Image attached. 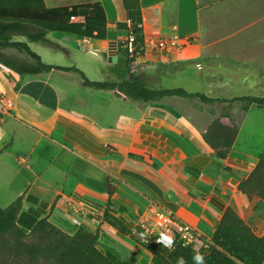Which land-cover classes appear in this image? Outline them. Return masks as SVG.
Returning a JSON list of instances; mask_svg holds the SVG:
<instances>
[{"label": "crops", "instance_id": "obj_1", "mask_svg": "<svg viewBox=\"0 0 264 264\" xmlns=\"http://www.w3.org/2000/svg\"><path fill=\"white\" fill-rule=\"evenodd\" d=\"M198 1L140 0L144 40L197 37L201 32ZM44 3L48 8L82 4L101 5L107 20L105 40L79 39L74 35H63L70 36H67V39H71L70 43L77 47L89 43L97 46L94 58L100 64L104 80L119 82V77L113 74L112 70L116 64L123 66L124 59L121 45L127 32L116 27L118 23H127L122 0H44ZM73 21L82 22L83 19L77 18ZM50 41L53 47L66 52L69 50L57 41ZM32 44L37 43H28L30 48ZM110 54L117 57L116 63H108ZM224 61L237 65V62L230 58ZM208 64L215 68L218 62L206 57L204 50L197 43L169 54L156 48H145L143 54L132 62L129 79L137 77L148 88L161 89L163 81L182 75L190 81L208 84V88L218 89V84L223 82L219 74L207 67ZM3 71L8 79L6 92L9 95L6 99L10 102L6 116L36 128L43 137L64 145L81 146L86 151V156L100 159L117 158L120 162L117 167L119 170L113 172L107 171L96 161L87 159V170L93 175L99 171L103 172L108 186L115 187L113 203L128 201L134 210L145 208L144 202L132 197L135 191L129 183L123 181L114 185L112 181L108 182V175L120 171L122 180H137L138 189L147 195L145 203H154L158 208L152 207L153 210L137 215L135 221L141 215L163 211L176 221L190 226L206 240H210L228 207L249 227H253L248 223L252 217L255 216V221H258L259 214H264V206H250L252 199L263 202L264 200L257 197L249 199L238 190L239 184L250 175L257 163L264 160L262 155H253L238 145L242 126L252 108L244 113L234 146L227 158L222 160L214 157L213 150L203 141L202 133L210 122H207V116L204 115L206 108L202 109V106L189 102L192 99L170 97L159 102L137 103L125 97H117L112 91H95L84 87L81 78L74 73L52 71L49 74L20 79L17 74L0 65V72ZM53 75L58 76L54 78ZM20 81L21 87L14 91V86ZM70 84L83 89L82 96H74L69 90ZM204 92L206 91H203V94ZM0 96L4 94L0 93ZM200 105L208 106L201 102ZM28 106L32 107L31 111L37 118L27 116L24 107ZM221 122L229 124L228 119H222ZM68 134L79 138L84 146L69 142ZM199 158H206L209 162L200 167L201 163L195 161ZM196 168L199 171H196ZM22 196L26 197L28 194ZM57 196L60 198L63 192H56L52 203ZM103 204L105 209L106 202ZM115 210L117 216L129 226L125 219L129 211L126 209V212L122 213L116 206ZM107 227L108 225L104 224L101 230L106 233ZM252 230L259 237H264V230L261 233L259 229ZM134 246L141 249L137 245ZM148 255L150 259L151 256L149 253Z\"/></svg>", "mask_w": 264, "mask_h": 264}, {"label": "rangeland", "instance_id": "obj_2", "mask_svg": "<svg viewBox=\"0 0 264 264\" xmlns=\"http://www.w3.org/2000/svg\"><path fill=\"white\" fill-rule=\"evenodd\" d=\"M198 7L201 32L193 38L192 44L197 43L204 50L206 57L217 60L218 65L215 68L210 66L212 64H208L207 67L215 74H219L223 83L218 84V89H213L208 88V84L190 81L179 75L177 78L163 81L160 87L163 89L182 88L189 93L206 91L204 92L206 95L227 99L240 96L263 97L264 0H199ZM67 36L63 34L48 36L50 40L57 41L68 48L67 52L56 47L50 49L40 44H32L31 49L42 56V61L46 64L75 66L86 74L89 80L105 81L100 64L94 58L98 47L93 43L81 44L77 47L70 43L71 39L68 40ZM14 41L24 42L25 39L16 37ZM4 53L25 57L11 49L4 50ZM226 58L235 60L237 65L226 63L224 61ZM4 71L0 72V93L7 98L9 95L6 92L8 91V79ZM69 90L74 96L83 94V89L81 90L78 85L70 84ZM189 102L202 106V109L206 108L204 115L207 116V122L218 118L224 110L240 126L244 115L240 111L239 104H232L227 108V104L203 106L197 99ZM31 108L24 107V110L28 117L35 119L37 117L32 113ZM202 109L201 111H204ZM211 111L213 115L210 114ZM67 137L71 143L82 144V141L73 134H68ZM238 145L253 155L264 157V107H252L242 126ZM0 153V208L8 207L25 193L38 197L39 201H47L49 206L52 204L55 193L63 192L54 210L50 212L48 207L44 216L47 215L49 221L63 232L66 229L58 223L60 220L83 225L92 232L95 230L103 213L108 183L103 172L99 171L93 175L87 170V159H91V162L96 161L107 171L113 172L120 164L117 158L100 159L86 156L87 153L81 146L64 145L43 137L36 128L14 121L8 116L4 118L3 127L0 128ZM110 153L113 154V152ZM130 180H122L120 171L108 175V182L112 181L114 185L123 181L129 183L135 191L132 197L144 202L143 205L146 206L141 210H134L128 201L127 203L114 201L118 210L124 206L129 211L125 219L129 227L133 229L137 215L147 210L151 211L152 207L158 208V206L151 202L145 203L146 193L138 189L136 179ZM25 198L24 196L22 209L24 211L36 210L38 205H32ZM250 206H264V202L252 199ZM258 218L259 220L255 221L254 216L248 223L253 225L251 228L259 229L261 233L264 230V214H259ZM107 228V234L103 231L100 238L99 249L114 248L119 264H150L149 255L144 249L131 239L114 233L110 226ZM36 239L32 236L28 237L27 241L36 242Z\"/></svg>", "mask_w": 264, "mask_h": 264}, {"label": "trees", "instance_id": "obj_3", "mask_svg": "<svg viewBox=\"0 0 264 264\" xmlns=\"http://www.w3.org/2000/svg\"><path fill=\"white\" fill-rule=\"evenodd\" d=\"M127 15V23H118V29L131 31L136 40V52L133 61L143 54V35L140 0H122ZM82 18V22L73 20ZM107 20L99 4H82L70 7L48 8L44 0H0V65L17 74L20 79L49 74L52 71L74 73L82 80V85L95 91H112L117 97H125L137 103L159 102L165 98L177 97L197 99L205 105L239 104L240 111L247 113L252 107L263 108L264 96H240L232 99L209 97L203 93H189L182 88L150 89L137 77L127 79L130 55L121 48L123 66L114 65L112 73L119 77V82L90 81L76 67H60L42 61L28 43H37L53 47L48 39L50 33L79 35L90 40L106 39ZM26 41H14V38ZM11 49L24 58L8 55L4 50ZM21 81L14 86V91L21 87ZM226 109V108H223ZM210 114H214L212 111ZM221 119H228L225 125ZM239 134V126L230 114L222 111L213 119L202 133L203 141L213 150V156L226 159ZM196 163L203 167L209 160L199 158ZM196 171L199 169L196 168ZM238 190L249 199L264 200V160H260L250 175L243 180ZM115 187L108 186L105 209L100 222L92 232L83 225L60 220L58 223L66 229L61 231L44 216L46 209L52 212L59 199L57 196L48 206L45 201L26 196L25 200L38 205L36 210L24 211V196L18 197L8 207L0 208V264H119L114 248L99 249L103 235L101 226L106 224L121 237L129 238L151 258L150 264H177L183 258L185 264H194L196 251L177 242L172 251L167 252L153 243H142L132 233V229L116 213L112 197ZM119 211L126 212L124 207ZM35 237L36 242H28V237ZM206 240L204 237H202ZM209 247L199 251L204 256L205 264H264V237H259L251 227L230 207L226 208L213 237L208 240Z\"/></svg>", "mask_w": 264, "mask_h": 264}, {"label": "built area", "instance_id": "obj_4", "mask_svg": "<svg viewBox=\"0 0 264 264\" xmlns=\"http://www.w3.org/2000/svg\"><path fill=\"white\" fill-rule=\"evenodd\" d=\"M139 28L142 29V25H139ZM126 32L127 35L122 40L121 48L130 55V58L133 59V55L136 52L135 36L131 31ZM193 41V37H175L158 41L143 40V51L145 48H156L163 53L169 54L174 50H179L192 45ZM9 108L10 102L4 96H0V126L4 123V118L9 113ZM155 225H160L159 231L172 237V244L165 247L162 244L157 243V233L152 231L153 226ZM132 233L138 241L146 244H156L167 252L172 251L177 242H182L184 246L190 247L196 252L206 250L209 247V242L204 240L202 236L190 226L176 221L171 215L159 210L154 211L149 215L145 214L140 216L132 229Z\"/></svg>", "mask_w": 264, "mask_h": 264}, {"label": "clouds", "instance_id": "obj_5", "mask_svg": "<svg viewBox=\"0 0 264 264\" xmlns=\"http://www.w3.org/2000/svg\"><path fill=\"white\" fill-rule=\"evenodd\" d=\"M160 225L153 226L152 231L157 233V243L162 244L163 246L167 247L173 243L172 237L170 235H166L164 232L159 231ZM143 235V234H142ZM194 264H205V259L202 254L196 252L193 256ZM177 264H185L183 258L178 259Z\"/></svg>", "mask_w": 264, "mask_h": 264}, {"label": "water", "instance_id": "obj_6", "mask_svg": "<svg viewBox=\"0 0 264 264\" xmlns=\"http://www.w3.org/2000/svg\"><path fill=\"white\" fill-rule=\"evenodd\" d=\"M76 38H79V39H83L82 36H79V35H76ZM108 63L110 64H114L117 62V57L114 55V54H110V56L108 57ZM130 63H129V68L127 69V79H129V76H130V71H131V64L133 62V59L130 58Z\"/></svg>", "mask_w": 264, "mask_h": 264}]
</instances>
